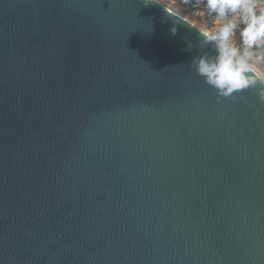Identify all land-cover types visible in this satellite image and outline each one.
<instances>
[{
  "label": "water",
  "instance_id": "obj_1",
  "mask_svg": "<svg viewBox=\"0 0 264 264\" xmlns=\"http://www.w3.org/2000/svg\"><path fill=\"white\" fill-rule=\"evenodd\" d=\"M200 30L0 0V264H264V101L194 72Z\"/></svg>",
  "mask_w": 264,
  "mask_h": 264
},
{
  "label": "clouds",
  "instance_id": "obj_2",
  "mask_svg": "<svg viewBox=\"0 0 264 264\" xmlns=\"http://www.w3.org/2000/svg\"><path fill=\"white\" fill-rule=\"evenodd\" d=\"M211 28L199 31L203 48L191 65L218 96L236 99L235 93L256 90L264 101V3L257 0H198ZM186 50H191L188 46Z\"/></svg>",
  "mask_w": 264,
  "mask_h": 264
},
{
  "label": "built area",
  "instance_id": "obj_3",
  "mask_svg": "<svg viewBox=\"0 0 264 264\" xmlns=\"http://www.w3.org/2000/svg\"><path fill=\"white\" fill-rule=\"evenodd\" d=\"M180 10L190 18L200 22L202 27L211 28L215 21L214 18L205 14L203 4L198 3V0H173ZM258 3H264V0H257Z\"/></svg>",
  "mask_w": 264,
  "mask_h": 264
},
{
  "label": "bare ground",
  "instance_id": "obj_4",
  "mask_svg": "<svg viewBox=\"0 0 264 264\" xmlns=\"http://www.w3.org/2000/svg\"><path fill=\"white\" fill-rule=\"evenodd\" d=\"M162 2H164L167 6H169L173 11H175L178 15L182 16L183 18H185L186 20L190 21L192 24L196 25L197 27H199L200 29L204 28L201 26L200 22H198L197 20H194L190 17H188L186 14H184L179 6L173 1V0H161Z\"/></svg>",
  "mask_w": 264,
  "mask_h": 264
},
{
  "label": "rangeland",
  "instance_id": "obj_5",
  "mask_svg": "<svg viewBox=\"0 0 264 264\" xmlns=\"http://www.w3.org/2000/svg\"><path fill=\"white\" fill-rule=\"evenodd\" d=\"M188 16V15H187ZM189 17V16H188ZM205 28V27H204ZM261 68H264V63L261 64Z\"/></svg>",
  "mask_w": 264,
  "mask_h": 264
}]
</instances>
